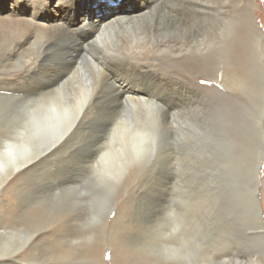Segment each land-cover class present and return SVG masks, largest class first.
<instances>
[{
	"label": "bare ground",
	"instance_id": "obj_1",
	"mask_svg": "<svg viewBox=\"0 0 264 264\" xmlns=\"http://www.w3.org/2000/svg\"><path fill=\"white\" fill-rule=\"evenodd\" d=\"M91 1L93 0H83L84 6L79 8L80 0H68L71 9H80L85 16L88 14L93 18L92 26L98 29L96 30L98 31L96 38L92 43L84 46V50L76 42L79 35L76 39L73 38L69 32L62 28L60 21L55 19L52 7L54 5L58 7L61 1L58 3L56 0L48 6H43L39 2L32 1L28 4L29 2L24 0V2L21 1V5L15 3H11V6L6 5V10L0 12V40L8 34L12 39L7 51L4 50L0 64H5V67H12L14 66L12 62L19 54L22 56L33 45H38L36 56L22 63V74L19 80L23 83H19L20 81L12 83L6 80L0 82V84H6V89L10 90L5 94L6 99L8 97L9 102H18V107L23 108V114L17 115L10 132L7 133L8 138L0 140V192H4L12 180L25 182L26 179L27 186L23 185L22 193L32 203L30 207H22L20 212L18 211L19 213L11 214L4 220H0V264H10L9 261L22 259V257L16 259L18 251L21 249L20 245L30 241L31 235L36 234L35 230L41 225L43 219V212L38 205L44 202L43 199L49 195L50 199L56 198L55 185L48 187L45 195H40L42 189L31 193L29 188H33V186H29L30 184L35 182L43 189L53 181L57 186L63 184L75 196L74 200L82 203L85 213L83 220H86L84 226L88 227L100 219L106 228V223L109 221L107 219L115 210L117 203L112 202L113 204L107 205V197L117 192L118 186L123 185L128 175L134 174V178L137 176L139 171H130L132 168L151 160L154 156L157 165L159 156L164 159V153L170 150L168 148L164 151L163 148H160L162 145L159 146L161 128L157 120L158 102L156 100H164V97H168L166 94H171L173 91L182 94V91L189 90L183 80H181V86L174 88L177 77H179L178 73L188 70V72L192 71L196 74L200 65L201 72L206 74L205 76L209 78L213 74L219 76L222 79L221 86L234 93V90H246L253 83L249 65L251 47L255 50L261 49V59L264 56V44H260L261 37H257L258 33L254 29L253 20L250 16V0H234L235 3L237 2L235 14L230 12L231 1L228 2L227 8H221L222 13L219 15L223 25L220 36L223 37L226 33L227 41L224 40L223 49L215 53L218 59L215 57L199 58L197 61L182 59L178 63V68L173 65L175 71L169 68L166 63H160L150 56L156 48L171 53L172 50L168 46L158 47L159 40L156 36L153 35L152 42L141 33L144 26L151 29V13L161 0H146L145 2H149V5L152 4L151 8L134 9V14L130 16L128 14L127 17L123 11L124 6L105 20L99 18L104 17V15L96 14L94 16L90 14ZM210 2L211 4L201 0H180L179 5L183 12L186 11L185 13H187L188 11L190 15H199V18L210 15L212 17L217 14V9L213 7V1L210 0ZM32 3L34 5L31 7ZM84 9L86 12H83ZM97 23L99 25L96 27L95 24ZM236 25L239 29H236ZM82 28L78 34L83 33L84 29ZM231 31L233 34L229 38ZM204 50L205 48L201 51ZM147 61L152 64L151 67L154 69L142 72L145 68L143 65ZM129 63L131 64L129 65ZM261 65L264 66V60H262ZM128 73L134 76L132 80L125 77L116 83L115 79L118 76ZM134 80H137L142 86L145 83L149 86L154 84L151 85V94L141 99L132 97L130 93H125L127 89L123 85L127 82H134ZM180 87L181 89L178 91ZM217 94L221 96L219 92ZM172 96L174 97V95ZM235 97L234 95V99ZM203 101H205L204 98ZM207 101L210 106L223 103L222 99H208ZM235 101L237 102L236 99ZM23 102L28 103L23 104ZM237 103L238 107L246 108L245 105ZM177 106L174 104L170 110L165 109L161 126L168 132L175 131L177 133L175 138L170 140L175 143L186 144L189 140L188 137H185L186 143L183 142V130L185 128L183 129L182 122L179 121ZM221 108L227 113L233 115L236 113L235 108L227 105ZM100 111L107 112L108 117L98 130L96 129V132L91 134L92 130H90V141L85 143L84 138L87 137L90 125V122L87 121L89 120L88 117L99 115ZM65 112L69 115L78 112L79 118L75 121L72 131L63 138L65 139L64 145H67V149L62 155L64 158L62 157L56 162L54 157L62 149L55 148L56 145L51 148L44 147L50 138V135L46 133L50 134L54 126L63 120ZM92 119L96 118L92 117ZM117 126H119V135L113 142L112 132ZM98 131L100 134L96 135ZM0 132L2 131L0 130ZM168 146L172 147L170 142ZM164 147L166 148V146ZM137 155L139 159L135 163H130ZM263 160L264 148L256 154L253 162L247 164L244 170L243 180L246 182L241 190L247 191L248 197L242 193V199L248 204L245 211L246 215L249 211L251 214L247 216L245 221H242V235L238 236L237 234L235 236L242 245L238 243L239 246L235 248H231L229 243H227V248L216 243L209 244V241L206 242V240V243H203L204 236L211 237L209 222L206 221L204 213H209L208 210L214 207V202L203 204L201 207L195 203L187 208H180L177 203L185 204L184 196L175 190L178 187L182 190L184 187L178 186L176 177L174 179V173L170 172V176L167 175L165 178L162 176L155 177L154 185L156 186L151 188L138 186V183H148L151 177L148 172L139 174L136 177V189H132L131 196L140 199L149 198L151 201L149 204L139 205L142 208L141 212H147L146 217L149 219V225L147 226L145 223L147 227L144 228V222L138 218L136 225L139 229L144 228L143 230L149 231L151 236L162 239L157 250L159 256L156 259L161 258L160 261L163 262L159 261L158 264H169L166 261L171 260V264H264V225L262 223L261 204L257 199L260 185L258 175ZM164 161V164H167L165 165L167 166L166 170H170L172 166L169 165L166 158ZM78 166L81 167L82 174L78 173L77 177L80 176L78 179L81 178L82 181L74 179L73 175L76 171H63L69 167ZM159 169L161 170V168ZM76 183L80 184L76 185ZM20 185L22 186V184ZM262 187L264 194V184ZM213 193L215 194V192ZM196 197L198 198V196ZM199 199L200 197L197 203ZM217 208L223 207L218 206ZM227 225V222L222 221L220 223L218 221V227L215 230L218 229L219 233L226 234ZM65 233L67 234V232ZM61 234L64 233L56 235L60 236ZM80 234H82L83 241L91 239L90 233L81 230V228ZM96 235L100 238L99 241L93 247L86 246L84 255L81 254L89 261L98 258V245L106 241L103 232L100 236L99 234ZM34 244L35 241L29 246L32 247L35 256L37 250H34ZM104 244L108 246V242ZM113 244L114 240H112ZM46 245V249H42L41 253L51 252L59 260H65L67 254L57 241L52 239ZM249 246L252 253L245 257L241 253H246ZM113 250L115 251L114 247ZM28 254L26 255L28 256ZM1 258H6V262L2 263ZM169 258L173 259L169 260Z\"/></svg>",
	"mask_w": 264,
	"mask_h": 264
},
{
	"label": "rangeland",
	"instance_id": "obj_2",
	"mask_svg": "<svg viewBox=\"0 0 264 264\" xmlns=\"http://www.w3.org/2000/svg\"><path fill=\"white\" fill-rule=\"evenodd\" d=\"M21 1L24 2V0H0V12L1 10L5 11L6 5H10L11 3L21 5ZM26 1L29 2L28 4H30L32 1H35L39 2L40 5L42 4L43 6H48L50 3H53L56 0ZM57 1L58 3L61 1L58 7L57 5L52 7L55 13V19L60 21L62 28H64L66 32H69L73 38L76 39L77 35H79L78 39H76V42L82 46L84 50V46L92 43L98 34V31H96L98 29H95L92 26L93 18H91L88 14L85 16V14L80 11V9H71V5L68 0ZM145 1L146 0H93L90 4V14H93L94 16L96 14L104 15V17L101 16L99 18L105 20L108 19L111 14L113 15L125 6L123 11H125L127 17L128 14L129 16L134 14V9L143 10V8L149 9L152 7V4L149 5V2ZM179 1L180 0H161L153 8L151 13V29H149L147 26H144L141 29V33L152 42L153 35L158 38V47L168 46L172 50L171 53L168 51H161V48H156L154 52L150 54V56L158 60L160 63H166L169 68H172V70H174L173 65L177 67L179 65L178 63L182 59L197 61L199 58H217L215 53H218L219 50L221 51L223 49V43L227 41L226 33H224V38L220 36V31L223 25L222 18L219 15L222 13L221 8H227L229 5L228 2L231 1V14L232 12L236 13L237 11L235 9L237 2L235 3L234 0H212V3H214L213 7L217 9V14L212 17H210V15L199 18V15H190L188 11L185 13V10V12H183L180 8ZM201 1L211 4L210 0ZM250 1V16L253 20L254 29L258 33L257 37H261L260 44L262 45L264 44V0ZM80 2L79 8L80 6H84L83 0H80ZM33 5L34 3H32L30 6L32 7ZM85 9L83 12H86ZM98 25L99 23L95 24L96 27ZM80 27H83L82 29H84L82 33L83 35L78 34V31L81 29ZM235 27L236 29L238 28L237 25ZM232 34L233 31L230 32L229 38L232 36ZM11 40L12 39H10L9 34L0 40V61L4 56V52L9 48ZM260 44L258 43V46H260ZM37 47L38 45L35 44L31 47V49H28L26 52H24L22 56L19 54L12 62V64H14L12 67H5V64H0V82H5V80L12 83L19 82L20 75L22 74V63L27 59H32L36 56ZM204 48L205 50L201 51ZM260 50L261 49L255 50L251 47L249 65L251 68L253 83L246 90H234V93L226 90L225 87L223 88L221 86L222 79L219 76L213 74L212 77L216 76L214 79H212V77L209 78L205 76L206 74L201 72L200 65L199 71L197 70L196 74H194L192 71L188 72V70L178 73L179 77H177L178 79L174 85V88L181 86V80H183L189 90L182 91V94L173 91L171 94H166L168 97H164V100H156V102H158V108L156 111L157 120L161 128V142L159 146L162 145L160 148H163L164 151L168 148L170 149L164 153V159L166 158L167 162L172 166V168L168 171L166 170L167 166L165 165L167 164H164L165 161L161 156H159V162L157 166V160L154 156L151 160L145 161V163L142 162L141 165L139 164L130 170L139 171L137 176L139 174L148 172V174L151 175L149 182H145L146 184L138 183V186L140 185L141 187L149 188L156 186L154 185L156 180L155 177L157 178L158 176H162L165 178V176H170L171 173H174V179L176 177V183L178 186L182 185L180 188L184 187L182 190H180L177 186L178 188L175 190L181 192V195L184 196L183 198L185 204L182 203L181 205L179 202L177 203L180 208H187L195 203L199 204V207H201L203 204H210L211 202H214L213 206L215 208L212 207V209L208 210L209 213H204L206 221L209 222L208 227L211 237L204 236L203 243L209 241V244L216 243L217 245H222L224 248H227V243L230 244L231 248L239 246V242L236 240L235 236H237V234L238 236L242 235V221H245L246 218H248L247 216L251 214V211H249L247 213L248 215H246L245 211L248 207V204L242 199V193L245 195V197H248L247 191L241 190V187L243 189V185L246 182L243 180L244 170L247 164L253 162L256 154H258L259 151L264 148V66L261 65L262 60H264V56L261 59L262 54ZM130 64L131 63H129V65ZM151 65L152 64L149 63V61L145 62V65H143L145 68L142 70V72H148L149 70L151 71L154 69L151 67ZM130 73L123 75L124 77L118 76L115 79L116 83L121 81V79L123 80L125 77L132 80V77L134 76L130 75ZM202 80L206 83H201ZM189 81L191 83H188ZM19 83H23V81H20ZM151 85L153 86L154 84ZM151 85L149 86L145 83L143 87L137 80H134V82H127L123 86L125 89H127L125 93H130L134 98L142 99L151 94ZM0 87H2L0 88V90L2 89L0 91V130L2 131L0 132V140H2L8 138L7 133L10 132L12 124L17 115L23 114V108L21 106L18 107V102L12 103L8 101V97L6 99L5 94L10 91L9 89H6V84H0ZM136 87L138 88L136 89ZM180 89L181 87L178 89V91ZM166 90L168 89L166 88ZM217 92H219L221 96H219ZM172 95H174V97ZM234 95L236 96L235 99L237 102L245 105L246 108H242V106L238 107V103L235 101ZM203 98L205 101L202 102ZM208 99H222L223 103L210 106L209 102L207 101ZM27 103L28 102H23V104ZM174 104L178 105L176 110L179 111V121L182 122L183 129L185 128L183 130V142L186 143L185 137H188L189 140V142L186 144H179L178 142L175 143L173 140H170L174 139L177 133H175V131L168 132L164 127L161 126L165 109L170 110L171 107H174ZM179 104L181 105L179 106ZM224 105H227L233 109L235 108L236 113L233 115L227 113L226 110H221V107ZM89 117V120L87 121L90 122V125L87 132V137L84 138L86 141L85 143L90 141L89 136L96 132L103 124L104 120L107 119L108 113L105 111H100L99 115H92ZM92 117L96 119H92ZM6 125H8V127H6ZM90 130H92L91 134ZM99 134L100 131L96 133V135ZM82 139L83 137L81 140ZM64 140L65 139L61 140L59 144L57 143L55 146L57 149H62V152L60 151L58 155H55L54 157L56 162L59 161L58 159L63 157V152L67 149V145H64ZM162 142L163 144H161ZM169 142L172 146L171 148L168 146ZM164 146H166V148ZM136 168L137 170H135ZM159 168H161V170ZM63 171H76L73 175L74 179L78 181L81 180V178L78 179L80 176L77 177L78 173L82 174V169L80 166L69 167L67 170L65 169ZM134 176V174L128 175L123 185L118 186L117 192L114 195L109 196L114 201L107 197V205L113 203L115 204L116 202L117 203L115 210L107 219L109 221L106 223V228L104 224L102 225L100 219L93 224H90L88 227L84 226L86 220H83V215L85 214L83 205L81 202L78 203L76 200H74L75 196L72 194V192L67 190L63 184L57 186V184L53 181L44 189L39 187V185H37L35 182L30 184L29 186H33V188H29L31 193H34L35 190L39 191L42 189L40 195H45L46 189L52 185H55L56 198L52 197L51 200L49 195L43 199L44 202L38 205V207L43 212L41 225L35 230L36 234L34 233L31 235V239L28 243H23L20 245L21 249L18 251L16 259L18 257H22V259L9 261L10 264H149V261H151V264H158L161 258H158V260L156 259V257L159 256L157 250L162 239L160 237L151 236L149 231L143 230L149 225V219L146 217L147 212L144 209L143 211L145 212H141L142 208L139 205L142 206L149 204L151 199H140L136 196H131L132 189H136L137 185V176L135 178ZM258 182L260 185L258 188L259 192L257 199L261 204V216L262 223L264 225V194L262 191V186L264 184V160L259 171ZM20 184H22V186ZM78 184L80 183H76V185ZM23 185L27 186L26 179L25 182L14 179L12 182H10L8 187L5 188L4 192H0V220H4L11 214H17V212H20V209L24 206H32V203H30L25 197L26 195L22 193L24 189ZM213 192H215V194ZM195 195L198 196V198L200 197L198 203V198ZM218 206L223 208H217ZM81 217L82 220H80ZM137 218L144 222L145 226L143 229H139V227H137ZM218 221H220V223L222 221L228 223V227L226 226L225 229L226 234L219 233L218 229L215 230L218 227ZM115 223L117 226L114 225ZM145 223H147V226ZM80 228L81 230L89 232L91 239L83 241L81 237L82 234H80ZM222 231L224 232V230ZM65 232H67V234ZM102 232L106 238V241L101 242V244L98 245V258L93 261L91 260V262L81 254L84 255L86 246L93 247L94 244L99 241L100 238L96 234H99L100 236ZM58 233L64 234L58 236L56 235ZM199 237L197 239L198 242ZM52 239L57 241L58 244L61 245V247L65 250V253L67 254L65 256V260H59L51 252L41 253L43 251L42 249H46L47 242L51 241ZM112 240H114L113 245ZM31 241H35L36 244H34V250H37V253H35L37 255L35 256L33 255L34 251L32 247L29 246V244L32 243ZM106 242H108V246L104 244ZM113 247L115 248V251L113 250ZM40 249L41 251H39ZM251 250L252 249L249 246V249L246 251V253L241 254L247 257L252 253ZM116 251L117 253H115ZM25 253H29L28 256ZM171 259L173 258H169V260ZM1 261H3L2 263H5L6 258H1ZM17 261L19 262L17 263ZM171 261L166 262L171 264Z\"/></svg>",
	"mask_w": 264,
	"mask_h": 264
},
{
	"label": "snow or ice",
	"instance_id": "obj_3",
	"mask_svg": "<svg viewBox=\"0 0 264 264\" xmlns=\"http://www.w3.org/2000/svg\"><path fill=\"white\" fill-rule=\"evenodd\" d=\"M201 83H206V82L202 80ZM78 118H79L78 112L72 115H69L67 112H65L63 120L58 125L54 126L50 134L46 133L47 135H50V138L48 139L47 144L44 145V147L51 148L54 147L57 143H59L60 140H62L66 135H68L69 132L72 131L75 125V121ZM118 135H119V126H117V128L112 132L113 142L115 141ZM137 159H139L138 155L135 159L131 160L130 163H135Z\"/></svg>",
	"mask_w": 264,
	"mask_h": 264
}]
</instances>
